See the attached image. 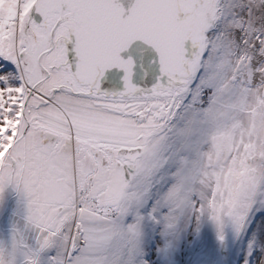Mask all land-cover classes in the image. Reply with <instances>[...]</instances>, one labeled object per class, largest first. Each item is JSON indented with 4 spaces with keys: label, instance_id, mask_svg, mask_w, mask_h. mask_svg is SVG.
I'll list each match as a JSON object with an SVG mask.
<instances>
[{
    "label": "snow or ice",
    "instance_id": "6c2138e0",
    "mask_svg": "<svg viewBox=\"0 0 264 264\" xmlns=\"http://www.w3.org/2000/svg\"><path fill=\"white\" fill-rule=\"evenodd\" d=\"M0 264H264V0H0Z\"/></svg>",
    "mask_w": 264,
    "mask_h": 264
},
{
    "label": "rangeland",
    "instance_id": "374dc122",
    "mask_svg": "<svg viewBox=\"0 0 264 264\" xmlns=\"http://www.w3.org/2000/svg\"><path fill=\"white\" fill-rule=\"evenodd\" d=\"M11 207L0 214V229H6L10 220Z\"/></svg>",
    "mask_w": 264,
    "mask_h": 264
}]
</instances>
